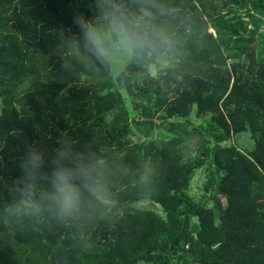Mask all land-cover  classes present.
Here are the masks:
<instances>
[{"label":"trees","instance_id":"1","mask_svg":"<svg viewBox=\"0 0 264 264\" xmlns=\"http://www.w3.org/2000/svg\"><path fill=\"white\" fill-rule=\"evenodd\" d=\"M119 2L151 47L114 76L74 43L92 0H0V264H264V0ZM61 142L109 195L70 220L16 182Z\"/></svg>","mask_w":264,"mask_h":264},{"label":"clouds","instance_id":"2","mask_svg":"<svg viewBox=\"0 0 264 264\" xmlns=\"http://www.w3.org/2000/svg\"><path fill=\"white\" fill-rule=\"evenodd\" d=\"M88 10L90 16L82 12L72 15L71 23L79 33L74 43L100 64L111 67L135 59L151 47L148 35L132 25L119 0H92ZM20 169L16 182L22 186L21 203L32 213L47 210L60 220H70L86 205L109 202L97 161L86 159L63 142L50 158L38 145L26 144Z\"/></svg>","mask_w":264,"mask_h":264},{"label":"rangeland","instance_id":"3","mask_svg":"<svg viewBox=\"0 0 264 264\" xmlns=\"http://www.w3.org/2000/svg\"><path fill=\"white\" fill-rule=\"evenodd\" d=\"M242 10H243V7L240 8V11H242ZM94 13H95V11H94ZM263 30H264V28H263V26H261L259 28V31H263ZM127 61H128V59H125V60H122L119 64L111 66L110 68H111L112 74L114 76L118 75L121 72V70L123 69V67ZM166 61H167V59L162 58L161 64L163 65ZM156 68H157V66L153 65V72L154 73L156 72ZM131 112H132V108H131ZM228 142L234 143L244 150L251 149L255 145L254 140L251 138L250 133H247V132H243V133H240L238 135L233 136ZM204 181H205V166L198 168L196 170L195 175L191 181L190 193L192 195H194L195 197H199L203 193L208 194L204 191V188H203ZM217 198L221 202L225 201L223 196L218 195ZM211 201H214V199L209 200V203H211ZM136 205L147 206V207H154L155 206L153 203H151L148 200H141V201L137 202Z\"/></svg>","mask_w":264,"mask_h":264}]
</instances>
